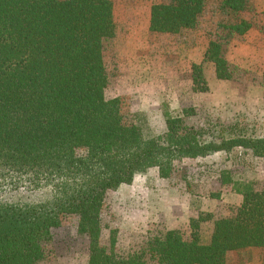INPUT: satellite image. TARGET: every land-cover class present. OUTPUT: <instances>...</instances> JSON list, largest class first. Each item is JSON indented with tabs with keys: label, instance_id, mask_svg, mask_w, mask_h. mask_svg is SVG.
Instances as JSON below:
<instances>
[{
	"label": "trees",
	"instance_id": "trees-1",
	"mask_svg": "<svg viewBox=\"0 0 264 264\" xmlns=\"http://www.w3.org/2000/svg\"><path fill=\"white\" fill-rule=\"evenodd\" d=\"M205 6L206 0L155 3L149 30L193 31ZM220 10L221 33L191 64L192 94L208 91L206 62L218 80L236 78L227 46L254 28L252 0H221ZM115 29L112 0H0V264H43L52 231L71 218L87 243V264H229L230 256L242 261L253 250L264 255V184L234 181L228 171L221 185L241 197L229 215L194 207L186 230L155 224L127 249L118 247L115 230L101 241L108 193L136 175L156 168L168 179L183 159L234 147L264 159V136L245 133L238 122L217 141L216 131L190 122L196 106L181 102L176 111L163 105L165 131L155 135L122 97L107 99L104 45ZM260 31L264 36V24ZM12 193L33 200L13 202Z\"/></svg>",
	"mask_w": 264,
	"mask_h": 264
},
{
	"label": "rangeland",
	"instance_id": "rangeland-1",
	"mask_svg": "<svg viewBox=\"0 0 264 264\" xmlns=\"http://www.w3.org/2000/svg\"><path fill=\"white\" fill-rule=\"evenodd\" d=\"M161 1L112 0L116 29L104 45L109 72L106 98L122 97L131 112L145 118L155 135L165 131L163 105L176 111L183 102L196 106V116L190 122L216 131L217 141L227 138L235 122L247 134L264 136V36L260 31L264 0H252L254 28L232 37L227 46V60L239 71L236 78L218 80L213 65L206 62L203 71L208 91L198 95L189 92L190 67L201 61L206 40L221 33V0H206L197 28L178 35L150 32V7ZM222 171H228L234 181L258 180L264 184V159L240 147L183 159L175 164L168 179L160 178L157 169L151 168L108 193L101 241L107 243L109 231L115 230L118 247L127 249L155 224L186 230L188 220L197 215L194 207L215 217L229 215L241 197L230 186L221 185ZM18 193L7 198L13 202L33 200L29 194ZM212 227L213 221L204 223L203 235L208 236ZM52 233L51 254L43 264L88 263L87 243L77 234L74 218ZM229 264H264V255L253 250L242 261L230 256Z\"/></svg>",
	"mask_w": 264,
	"mask_h": 264
},
{
	"label": "crops",
	"instance_id": "crops-1",
	"mask_svg": "<svg viewBox=\"0 0 264 264\" xmlns=\"http://www.w3.org/2000/svg\"><path fill=\"white\" fill-rule=\"evenodd\" d=\"M248 33V32H247Z\"/></svg>",
	"mask_w": 264,
	"mask_h": 264
}]
</instances>
